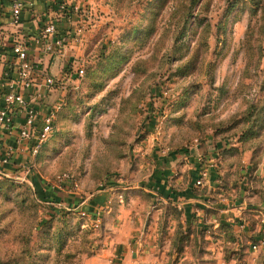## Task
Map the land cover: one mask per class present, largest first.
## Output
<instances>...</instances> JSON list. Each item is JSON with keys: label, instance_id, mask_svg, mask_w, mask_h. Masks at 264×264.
Wrapping results in <instances>:
<instances>
[{"label": "rangeland", "instance_id": "rangeland-1", "mask_svg": "<svg viewBox=\"0 0 264 264\" xmlns=\"http://www.w3.org/2000/svg\"><path fill=\"white\" fill-rule=\"evenodd\" d=\"M76 28L68 57L84 76L50 96L62 106L57 132L0 174V264H121L102 251L110 233L114 246L124 236V218L101 223L72 204L103 190L118 215L139 212L167 240L166 264H217V250L219 264H264V0H88ZM195 145L224 157L217 195L243 192L208 232L151 182L156 160L188 161Z\"/></svg>", "mask_w": 264, "mask_h": 264}, {"label": "crops", "instance_id": "crops-1", "mask_svg": "<svg viewBox=\"0 0 264 264\" xmlns=\"http://www.w3.org/2000/svg\"><path fill=\"white\" fill-rule=\"evenodd\" d=\"M23 1L27 4L28 9L23 13L21 31L27 33L31 31V28L35 27L37 23L36 17L40 16L46 8L51 9L55 7L59 0ZM63 1H67L72 7H78L79 5L86 4L88 0ZM8 10L9 1L0 0V14L4 17H8ZM31 18L35 19L32 20ZM58 25L63 26L61 22H58ZM3 40V36L0 35V41L2 42ZM68 52L67 50L66 55H69ZM46 59L49 58H45V62ZM62 62L63 58H52L51 60H47L48 73L53 76H60L55 66L60 64V66L63 67ZM5 141H8L9 144L12 143L11 140L3 136L0 128V157L3 152ZM222 146L223 144L218 142L215 149L219 152ZM194 147L196 150L190 151L191 154H188V161L180 160V155L184 156L180 154L181 151L177 152L180 155L168 152L167 155L161 156L164 157L163 159L156 160L158 165V177L156 180L152 179L151 182L157 181L153 191H156V193L161 196V199H170L171 204L177 206L178 211L182 213L184 220L188 224L198 230L206 229V232H208L211 228H216L218 224L226 225V221L229 219L228 215L224 213L220 214L219 211H229V208H227L228 205L236 201L237 196H241L243 192L240 191L239 195V193L236 194V191H234L233 195L226 190L224 192L221 188L219 191L222 195H225V198L222 195L220 196V194L217 195L216 188L218 185L220 186L221 183L219 176L224 173L223 171H227L222 160L224 157L203 146H192V148ZM27 155L29 156L28 151L18 150L12 159L4 164L0 162V174L5 176L7 175L6 173L12 174L14 169L23 164ZM171 166H175L176 168L169 169ZM201 170H206V176L201 180L200 185H196L195 182L200 178ZM227 174L230 173L228 172ZM148 185L151 186L150 183H148ZM224 185L226 186V184ZM104 191L105 190L101 193L98 192L99 194L95 193L96 196L91 195L92 198H90L88 202H80L79 204H77V202H72L73 205H78V209L84 211L85 214H91V218H99L101 223L108 219L113 221L112 219L116 217L124 218L122 222L124 225V236L118 237L117 245L114 246L115 240L112 241V233H110V246L102 251L103 254L109 256L111 254L113 257H120V255H122L123 259L121 260V264H166V251L168 250L167 240L163 239L162 242L161 240L157 241L159 238L158 234L152 231V225L147 228H145V225H142L143 219L139 215V212L136 213L129 209L127 214L118 215V210L123 209V205L116 203V201L107 205L106 201H111V199L114 200L115 197L113 194H107ZM67 197L68 199L70 198L69 196ZM255 207L263 208L258 204H253L252 202L247 204L245 202L239 209L258 211L254 209ZM230 212L238 214L235 209H232ZM113 225H115V222H113ZM109 230L114 231L111 225H109ZM221 233L223 234V231ZM206 236H208V233H206ZM214 254L218 259L217 264H219L221 261V253L217 250L214 251Z\"/></svg>", "mask_w": 264, "mask_h": 264}, {"label": "built area", "instance_id": "built-area-1", "mask_svg": "<svg viewBox=\"0 0 264 264\" xmlns=\"http://www.w3.org/2000/svg\"><path fill=\"white\" fill-rule=\"evenodd\" d=\"M8 1V17L0 14V35L4 38L0 41V128L12 143L4 142L0 157L3 164L18 150L37 154L56 131L55 120L61 102L49 104L46 101L57 89V76L48 73L47 60L63 58L61 74L70 65L66 52L71 39L77 41L81 36L80 28L74 29L73 34L69 29L78 7H72L67 1L59 0L55 7L46 8L27 33L21 31L27 4L23 0ZM45 58L49 59L45 62ZM75 74L77 80L83 75L82 65L76 67ZM205 176L206 170H201L196 185H200ZM68 179V174L59 176L57 187Z\"/></svg>", "mask_w": 264, "mask_h": 264}, {"label": "trees", "instance_id": "trees-1", "mask_svg": "<svg viewBox=\"0 0 264 264\" xmlns=\"http://www.w3.org/2000/svg\"><path fill=\"white\" fill-rule=\"evenodd\" d=\"M81 65V64H80ZM77 66H79V64L75 61V62H71L70 63V65H68V67H66L65 68V70L60 74V76H58L57 78H55V82H56V85H57V89H59L60 87H62V85H63V80H67V79H69V77H70V75L71 74H73L74 75V77L77 79V76H76V74H75V70H76V67ZM83 76H84V67H83V75L78 79L79 81L83 78ZM60 85V86H59ZM56 92V91H55ZM53 93H51V94H49L48 96H47V99H46V101H47V103H49V104H52V103H50V101H49V99H50V96L52 95ZM61 108H62V106L60 107V109L58 110V112H57V115H56V120H55V124H56V127H57V119H58V114H59V111L61 110ZM57 129V128H56ZM57 131H55L54 133H53V135L45 142V143H47L48 141H50V139L55 135V133H56ZM44 143V144H45ZM44 144H42V146L44 145ZM42 146H41V148H42ZM40 148V149H41ZM40 149H39V151H40ZM38 151V152H39ZM37 152V153H38Z\"/></svg>", "mask_w": 264, "mask_h": 264}]
</instances>
